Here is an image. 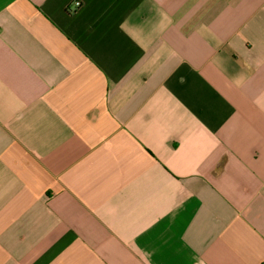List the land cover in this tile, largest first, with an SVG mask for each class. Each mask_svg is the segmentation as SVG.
<instances>
[{"label": "crops", "instance_id": "obj_1", "mask_svg": "<svg viewBox=\"0 0 264 264\" xmlns=\"http://www.w3.org/2000/svg\"><path fill=\"white\" fill-rule=\"evenodd\" d=\"M0 264H264V0H0Z\"/></svg>", "mask_w": 264, "mask_h": 264}]
</instances>
